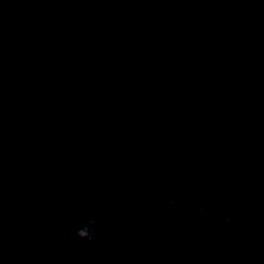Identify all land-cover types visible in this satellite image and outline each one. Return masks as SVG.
<instances>
[{
    "label": "clouds",
    "instance_id": "1",
    "mask_svg": "<svg viewBox=\"0 0 264 264\" xmlns=\"http://www.w3.org/2000/svg\"><path fill=\"white\" fill-rule=\"evenodd\" d=\"M66 227L68 229L75 228V236L78 240L85 243H92L97 236V228L100 227V222L95 219H88L81 223L78 220L70 221Z\"/></svg>",
    "mask_w": 264,
    "mask_h": 264
}]
</instances>
